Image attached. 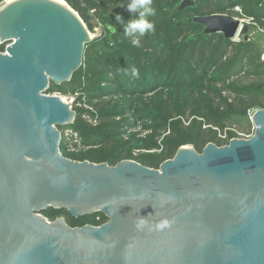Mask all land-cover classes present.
Returning a JSON list of instances; mask_svg holds the SVG:
<instances>
[{"label":"water","instance_id":"1","mask_svg":"<svg viewBox=\"0 0 264 264\" xmlns=\"http://www.w3.org/2000/svg\"><path fill=\"white\" fill-rule=\"evenodd\" d=\"M195 23L233 43L243 29L223 14ZM101 33L63 0L0 10V264H264V110L253 137L187 145L159 169L63 156L76 113L49 88L72 81ZM51 209L107 221L74 227Z\"/></svg>","mask_w":264,"mask_h":264},{"label":"trees","instance_id":"2","mask_svg":"<svg viewBox=\"0 0 264 264\" xmlns=\"http://www.w3.org/2000/svg\"><path fill=\"white\" fill-rule=\"evenodd\" d=\"M63 1L91 33L102 29L100 37L86 45L84 65L72 81L51 83L49 88L50 94L74 97L76 120L67 130L81 145L74 142L77 152L68 153L69 139L61 129L66 158L110 166L135 161L159 169L187 145L199 153L210 143L228 145L239 138L225 132L230 122L264 110V86L230 83L255 66L264 75V61L254 45L233 43L222 34L206 35L195 23L196 18L227 15L239 7L241 16L259 23L264 32V5L256 7L253 0H193L195 7L179 10L183 0H153L156 15L147 19L155 24V32L136 37L139 47H133V38L124 32L129 21L138 19L127 10L131 0ZM4 51L0 46V53ZM138 128L140 138L135 133L126 136ZM45 216L52 221L64 217L74 227L107 221L104 215L76 220L56 209Z\"/></svg>","mask_w":264,"mask_h":264},{"label":"rangeland","instance_id":"3","mask_svg":"<svg viewBox=\"0 0 264 264\" xmlns=\"http://www.w3.org/2000/svg\"><path fill=\"white\" fill-rule=\"evenodd\" d=\"M227 16L230 17H235L239 20H244L243 22V29L240 32V36L237 37V41H235L236 43H250L253 44L255 47V54L258 55L260 57V60L263 61L264 58V32L260 29L259 27V23H256L253 19H247L242 17V11L238 12V10L234 9V11L232 12H226ZM100 31V29H96L95 33H91L92 35H96L98 34ZM102 34V33H101ZM9 44H4L5 46V50L7 48ZM262 70L257 69V67H251V68H247L244 71L240 72L239 74L236 75V77H234L230 83L231 84H239V85H256V86H264V75H262ZM260 74V75H258ZM226 95H228L225 92ZM51 95H57L60 96L61 99L66 102V103H70L74 101V97L73 96H64L60 93H52ZM74 103V102H73ZM74 106V105H73ZM257 110L252 111L251 113H249L247 115L246 118H243L241 120H237L234 122H230V124H228L226 126L225 132H232L234 134H236L238 137L240 138H251L254 136V131H255V127L252 123V116L254 115V112ZM62 131V130H61ZM66 135L68 134L67 132H65ZM130 133H135L136 135H138L137 137H141L142 135V131L140 128H138L135 131H130L127 133L126 136H128ZM67 137V139H69L68 143H69V151L70 152H77L78 149H74L73 147V143L77 142V145L80 146V142L75 139L72 140L70 139V137L67 135L65 136ZM224 138V137H223ZM49 221H52L49 219Z\"/></svg>","mask_w":264,"mask_h":264},{"label":"clouds","instance_id":"4","mask_svg":"<svg viewBox=\"0 0 264 264\" xmlns=\"http://www.w3.org/2000/svg\"><path fill=\"white\" fill-rule=\"evenodd\" d=\"M153 0H131L127 6V10L130 13L138 14V19H132L124 28L125 35L132 39L133 47H139V39L136 37H143L147 33L155 32V24L148 21V16H155L156 12L153 8ZM119 7H124L120 5ZM118 22H123L122 17H116ZM133 75L135 78H139V72L137 69H133Z\"/></svg>","mask_w":264,"mask_h":264},{"label":"built area","instance_id":"5","mask_svg":"<svg viewBox=\"0 0 264 264\" xmlns=\"http://www.w3.org/2000/svg\"><path fill=\"white\" fill-rule=\"evenodd\" d=\"M13 2H15V0H0V10L2 9V8H4V6H7V5H9V4H11V3H13ZM261 2L264 4V0H261ZM236 10H238V12H241V8H239V7H237L236 8ZM242 22H244V20H241ZM0 46H3L1 43H0ZM6 51V50H5ZM5 51L4 52H1V53H5ZM74 102V101H73ZM68 134L70 133V131L69 132H67ZM67 134V135H68ZM66 135V133H65V136H67ZM240 138V137H239ZM247 139H249V138H247ZM96 221H99V218H97L96 219Z\"/></svg>","mask_w":264,"mask_h":264},{"label":"crops","instance_id":"6","mask_svg":"<svg viewBox=\"0 0 264 264\" xmlns=\"http://www.w3.org/2000/svg\"><path fill=\"white\" fill-rule=\"evenodd\" d=\"M256 7L264 5L261 0H253Z\"/></svg>","mask_w":264,"mask_h":264}]
</instances>
